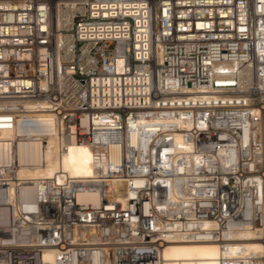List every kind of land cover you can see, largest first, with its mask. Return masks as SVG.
Segmentation results:
<instances>
[{
	"label": "built area",
	"instance_id": "obj_1",
	"mask_svg": "<svg viewBox=\"0 0 264 264\" xmlns=\"http://www.w3.org/2000/svg\"><path fill=\"white\" fill-rule=\"evenodd\" d=\"M48 134L90 172L18 176ZM180 233L264 264L236 254L264 250V0H0V264H159Z\"/></svg>",
	"mask_w": 264,
	"mask_h": 264
},
{
	"label": "bare ground",
	"instance_id": "obj_2",
	"mask_svg": "<svg viewBox=\"0 0 264 264\" xmlns=\"http://www.w3.org/2000/svg\"><path fill=\"white\" fill-rule=\"evenodd\" d=\"M25 133L36 134L37 130L30 129ZM2 136L12 137L7 132H3ZM44 139L45 142L41 144L37 139L17 143L18 176H50L56 169L75 176L90 172V148L85 143L69 144L58 154L53 136L48 134ZM27 194H31V190ZM80 197L91 199L93 195L81 194ZM261 253H264V250L259 244L252 242L248 247L237 250L236 254H247L252 257ZM226 254L228 253L221 250L213 241L189 239L180 233L176 239L163 244L159 250V264H220L221 258Z\"/></svg>",
	"mask_w": 264,
	"mask_h": 264
}]
</instances>
